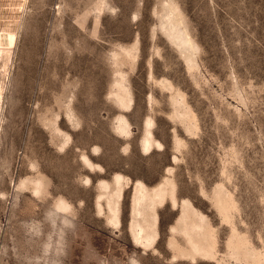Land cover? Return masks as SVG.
<instances>
[{
    "label": "rangeland",
    "instance_id": "obj_1",
    "mask_svg": "<svg viewBox=\"0 0 264 264\" xmlns=\"http://www.w3.org/2000/svg\"><path fill=\"white\" fill-rule=\"evenodd\" d=\"M0 264H264V0H0Z\"/></svg>",
    "mask_w": 264,
    "mask_h": 264
}]
</instances>
